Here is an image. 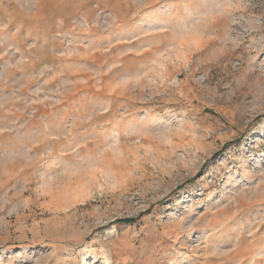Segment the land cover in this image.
I'll use <instances>...</instances> for the list:
<instances>
[{
    "label": "rangeland",
    "instance_id": "374dc122",
    "mask_svg": "<svg viewBox=\"0 0 264 264\" xmlns=\"http://www.w3.org/2000/svg\"><path fill=\"white\" fill-rule=\"evenodd\" d=\"M0 264H264V0H0Z\"/></svg>",
    "mask_w": 264,
    "mask_h": 264
}]
</instances>
